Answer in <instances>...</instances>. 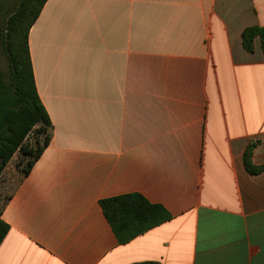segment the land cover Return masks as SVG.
<instances>
[{"label": "crops", "instance_id": "1", "mask_svg": "<svg viewBox=\"0 0 264 264\" xmlns=\"http://www.w3.org/2000/svg\"><path fill=\"white\" fill-rule=\"evenodd\" d=\"M249 27L264 0H47L27 45L50 139L27 176H0V264H264ZM128 194L171 218L121 244L99 202Z\"/></svg>", "mask_w": 264, "mask_h": 264}, {"label": "trees", "instance_id": "2", "mask_svg": "<svg viewBox=\"0 0 264 264\" xmlns=\"http://www.w3.org/2000/svg\"><path fill=\"white\" fill-rule=\"evenodd\" d=\"M47 0H21L17 10L0 28V53L7 61V75L0 72V176L16 152L29 157L22 177L30 172L34 162L47 146L50 136V120L41 104L34 84L27 36ZM258 38L264 56V27H249L242 32V45L247 52L253 51V41ZM6 74V73H5ZM8 80V84L4 81ZM5 82V83H4ZM35 146L27 143L32 132ZM252 146L244 153V166L251 175L263 171V167L251 163ZM104 217L117 241L125 244L164 222L171 216L160 205L149 203L139 194H128L104 199L99 202ZM9 227L0 219V243ZM135 264H160L142 262Z\"/></svg>", "mask_w": 264, "mask_h": 264}, {"label": "rangeland", "instance_id": "3", "mask_svg": "<svg viewBox=\"0 0 264 264\" xmlns=\"http://www.w3.org/2000/svg\"><path fill=\"white\" fill-rule=\"evenodd\" d=\"M21 0H0V28H4L3 24H5L6 19L13 14L17 8L19 7ZM3 23V24H2ZM2 53H0V72L8 77L7 75V61ZM6 73V74H5ZM6 84H8V80L4 79ZM4 82V83H5ZM41 138V133L37 134L34 130L27 136L26 141L32 146H35L34 140L35 138ZM29 157H24L20 154V152H16L11 160L5 166L3 179L9 180L11 183L15 184L19 178L22 176L21 170L25 168L26 162ZM3 172V171H2ZM3 201V196H0V206Z\"/></svg>", "mask_w": 264, "mask_h": 264}]
</instances>
